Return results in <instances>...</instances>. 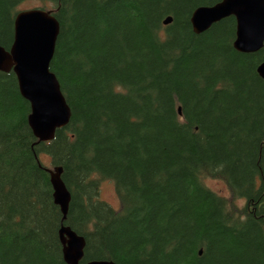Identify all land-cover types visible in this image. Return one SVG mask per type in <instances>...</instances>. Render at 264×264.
Returning <instances> with one entry per match:
<instances>
[{"label":"trees","instance_id":"obj_1","mask_svg":"<svg viewBox=\"0 0 264 264\" xmlns=\"http://www.w3.org/2000/svg\"><path fill=\"white\" fill-rule=\"evenodd\" d=\"M25 1L0 0L7 50ZM38 1L61 26L51 71L72 116L40 141L0 72V264H67L63 228L84 237L83 264H264V47L238 52L233 16L194 32L193 12L223 0Z\"/></svg>","mask_w":264,"mask_h":264},{"label":"water","instance_id":"obj_2","mask_svg":"<svg viewBox=\"0 0 264 264\" xmlns=\"http://www.w3.org/2000/svg\"><path fill=\"white\" fill-rule=\"evenodd\" d=\"M237 22L235 49L253 54L264 47V0H223L214 6L197 8L191 23L195 33L201 34L228 17ZM172 23L168 17L164 24ZM61 26L58 20L42 9L19 12L14 24V42L9 50L0 45V72L13 71L19 81L23 97L31 104L29 124L35 136L43 142L54 139L57 129L65 127L72 116L61 84L51 71ZM264 78V62L258 67ZM55 203L66 219L71 194L61 179L62 169L52 172ZM61 240L67 264H83L86 241L70 228H63ZM88 264H116L95 261Z\"/></svg>","mask_w":264,"mask_h":264},{"label":"rangeland","instance_id":"obj_3","mask_svg":"<svg viewBox=\"0 0 264 264\" xmlns=\"http://www.w3.org/2000/svg\"><path fill=\"white\" fill-rule=\"evenodd\" d=\"M40 7V2L38 0H27L23 2L19 9L23 10H30L34 8ZM42 161L46 164H49V160L45 157L42 158ZM206 186L208 185L209 188L213 189V191L219 195L228 197L230 195L229 189L225 183L218 180L207 179L205 181ZM100 199L107 202L110 206L114 209L120 208V202L115 190L114 182L112 181H104L101 185V196ZM244 200H240L238 203L240 205L244 204Z\"/></svg>","mask_w":264,"mask_h":264},{"label":"bare ground","instance_id":"obj_4","mask_svg":"<svg viewBox=\"0 0 264 264\" xmlns=\"http://www.w3.org/2000/svg\"><path fill=\"white\" fill-rule=\"evenodd\" d=\"M102 184V183H101ZM120 201V200H119Z\"/></svg>","mask_w":264,"mask_h":264}]
</instances>
